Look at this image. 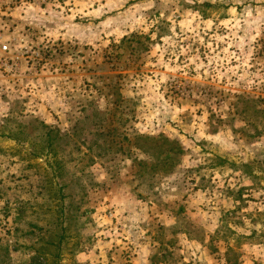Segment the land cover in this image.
Returning <instances> with one entry per match:
<instances>
[{
	"label": "rangeland",
	"instance_id": "rangeland-1",
	"mask_svg": "<svg viewBox=\"0 0 264 264\" xmlns=\"http://www.w3.org/2000/svg\"><path fill=\"white\" fill-rule=\"evenodd\" d=\"M0 264H264V0H0Z\"/></svg>",
	"mask_w": 264,
	"mask_h": 264
},
{
	"label": "built area",
	"instance_id": "built-area-1",
	"mask_svg": "<svg viewBox=\"0 0 264 264\" xmlns=\"http://www.w3.org/2000/svg\"><path fill=\"white\" fill-rule=\"evenodd\" d=\"M8 50V47H7V45L6 44H2V45H0V51L1 52H6Z\"/></svg>",
	"mask_w": 264,
	"mask_h": 264
}]
</instances>
